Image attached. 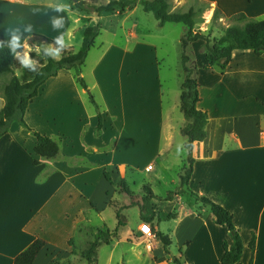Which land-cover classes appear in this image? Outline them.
I'll return each instance as SVG.
<instances>
[{
    "label": "crops",
    "instance_id": "1",
    "mask_svg": "<svg viewBox=\"0 0 264 264\" xmlns=\"http://www.w3.org/2000/svg\"><path fill=\"white\" fill-rule=\"evenodd\" d=\"M54 1H47L45 7L34 0H0V47L27 50V42L34 34H42L61 44V39L43 29L39 21L45 18L49 8L64 18L70 12L75 13L69 4L57 5ZM206 2L209 21L217 9L223 14L222 23L239 14L264 21V0ZM40 7L44 11L41 12ZM141 8H127L114 14L129 18L137 15ZM80 17L75 19V24L82 22ZM77 30V26L70 29L71 38H75ZM65 43L63 41V45ZM198 44L202 52L206 46L202 40L191 49ZM249 56L264 64V55L236 50L225 71H238ZM25 57L31 61L29 54H24ZM257 72L264 74V69L258 68ZM11 78L10 75L0 76V94ZM200 88L201 85L199 91ZM200 97L198 107L209 114V123L206 139L197 142L193 149L195 163L189 188L233 215L244 245L238 264L251 261L264 264V113L248 115L236 110L231 114L217 109L214 115L203 108L201 91ZM254 98L264 104L258 94H254ZM0 102L1 111L5 105L1 96ZM105 108L103 130L98 133L99 117L89 104L87 93L71 71L61 70L41 87L25 115L30 128L60 143V155L53 160L38 156L36 136L18 122L12 123L8 133L0 139V264H14L16 257L37 239H43L46 246L34 264H77L85 260L81 250L86 240L94 238L92 232L117 228L118 237L110 245L99 248L97 264H174L173 259L180 251L184 264H221L224 245L231 247L233 239L226 227L216 223L209 207L195 204L191 208L178 197L171 201L154 198L155 211L163 215L178 214L176 219L157 224L155 238L149 240L140 236V226H130L129 222L118 227L117 214L110 206V196L116 189L105 178V172L116 183L127 178L131 169L147 171L152 166L155 171L156 167L149 164L141 170L132 168L131 161L121 160L119 147L130 106L108 103ZM160 125L157 159L173 147L174 139L173 127L166 126L164 149L161 140L165 122ZM34 161L39 164L35 165ZM110 210L114 217L112 229L105 218ZM94 219L100 223H94ZM158 233L171 238L170 254L164 250ZM253 238L255 251L251 248ZM104 247L106 255L102 258ZM74 250L78 254L74 255Z\"/></svg>",
    "mask_w": 264,
    "mask_h": 264
},
{
    "label": "rangeland",
    "instance_id": "2",
    "mask_svg": "<svg viewBox=\"0 0 264 264\" xmlns=\"http://www.w3.org/2000/svg\"><path fill=\"white\" fill-rule=\"evenodd\" d=\"M47 1L54 0H34V3L41 4V6L45 4L46 7ZM79 1H84L87 5L94 4L93 0H77V2L56 0L54 2L57 5L69 4L75 15L70 12L71 14L69 13L64 18L49 8L45 14V20L40 19L39 25L66 42L65 45L75 52L81 48L85 29L100 25V35L96 46L91 50L85 62L83 77L97 102L103 107V111L108 103L118 107L130 106L123 123L124 138L119 147L121 160H129L133 164L132 168H141V170L149 164L156 167L155 171L148 170L149 168L147 171L131 169L127 173L125 179L131 196L119 190V180L116 183L113 181L112 185L116 190L110 196L111 208L116 214L121 215L120 220L124 224L129 222L130 226H140L141 231L142 225L148 223L143 220V217L150 215L155 209L153 199L148 204L144 200L147 196L145 186L151 187L156 198L162 199L170 191H178L177 197L186 202L189 207L192 208L195 204L202 205L184 189L181 190L180 187L176 189L180 185V174L187 159L186 138L179 129L185 124V118L180 109V97L185 79L181 40L188 28L184 24H167L161 27L153 14L146 13L142 8L137 15L129 18L114 13L97 17V13L79 10L76 7ZM167 1L171 12L183 14L193 9L196 14V30L210 35L212 40L222 36L223 28L232 24L231 18L225 23H222L223 19H220L219 24L213 26L212 20L209 21L207 17L208 3L206 0ZM40 11H44V8L40 7ZM80 16H82V22L75 24V19ZM57 21L61 22L60 26H56ZM74 26L82 31L77 30L75 38H71L69 31ZM200 49V44L194 45L192 49L190 48L189 54L192 59L196 58L199 66L203 108L208 109L214 115L217 109L231 114L236 110H241L242 113L248 115L264 113V104L254 98V94H258L260 101H264V74L257 72L258 68L264 69L263 62L249 56L238 71L233 70L228 73L225 71L222 77L223 72L220 69H213L208 65L205 57L206 47L202 51L204 54L200 52ZM47 50L55 58L61 57L53 47H48ZM29 51L30 49L27 48L25 52L27 56ZM38 52L40 53V50ZM0 96L4 98L3 93ZM162 122H165V128L161 145L166 149V126H171L174 135L173 147L164 151L163 156L157 159L156 152L162 132L160 125ZM111 211L105 214L110 229L114 224ZM97 221L98 219H94V223L99 224L100 222ZM103 231L115 232V230ZM153 232L156 236L157 232L154 228ZM96 234L92 232L94 238L90 237L86 240V246L81 253L90 248ZM106 249L104 247L101 252L102 258L106 255ZM174 250L176 251L175 248ZM86 263L83 260L77 264Z\"/></svg>",
    "mask_w": 264,
    "mask_h": 264
},
{
    "label": "trees",
    "instance_id": "3",
    "mask_svg": "<svg viewBox=\"0 0 264 264\" xmlns=\"http://www.w3.org/2000/svg\"><path fill=\"white\" fill-rule=\"evenodd\" d=\"M94 4L87 5L84 1H79L76 7L82 12H94L99 16L112 14L117 11H124L127 8L140 6L146 13H151L161 27L167 24H184L188 31L182 37L181 45L183 49L182 67L184 72V82L182 85L180 109L185 118L182 127V134L186 138L185 150L187 159L180 174V189H184L192 198L201 203L204 207H209L215 216L216 223L226 227L233 239L231 247L224 245V254L221 264H238L241 261L244 245L234 223L233 215L223 206L213 202L211 199L200 196L189 188V183L193 174L195 160L192 156L194 146L197 142H202L207 137L206 128L209 123V114L199 109L201 102L199 91V66L196 58L190 56L191 46L198 42L206 43V60L208 65L224 72L233 61V53L236 50L254 51L257 55H264V21L248 18L245 14H239L231 18L232 24L223 28V35L219 38L211 39L205 32L197 31L195 19L196 14L193 9L187 13L171 12L170 4L167 0H93ZM223 17L222 12L217 9L212 18L213 26L219 24ZM101 27L90 26L84 31L83 43L78 52L71 47L59 44L56 41L42 35L34 34L27 42L30 49L29 55L31 63L24 65V54L26 48L14 50L10 47H0V76L12 75L11 80L3 88L5 105L0 112V139L5 136L11 124L18 122L21 126L29 130L36 136L38 142L36 153L44 160L56 159L61 152L60 143L47 136L36 132L25 121V115L30 103L39 95L41 87L52 77H56L61 70H69L73 73L78 85L87 93L90 105L99 117L97 132L100 133L104 126L103 107L97 102L92 90L89 88L86 79L83 77V68L91 50L96 46L100 35ZM53 47L61 57L55 58L47 48ZM40 50V53L38 52ZM20 72V75H18ZM35 165L39 161H34ZM105 178L110 183L113 182L109 173L105 172ZM118 187L121 192L131 196V191L127 186L126 179H120ZM147 196L145 202L156 198L151 187H144ZM179 195L178 191H170L161 200L171 201ZM118 216V227L123 222ZM177 213L163 215L152 210L150 215L143 217L145 222L152 224L156 230L157 224L163 220L176 219ZM119 228L115 232L99 230L95 240L91 243L87 251L81 253L82 257L89 264H97L98 250L102 245H110L112 239L118 236ZM158 237L163 244L166 253H171L172 240L169 236L158 233ZM70 245L74 243L71 240ZM46 242L43 239L35 240L25 251L19 254L14 264H34L40 252L45 248ZM251 248L255 251V238L251 242ZM76 255V250L73 251ZM182 251L179 256L173 259L174 264H184L182 262ZM53 264H59L54 262ZM252 264V261L250 262Z\"/></svg>",
    "mask_w": 264,
    "mask_h": 264
},
{
    "label": "built area",
    "instance_id": "4",
    "mask_svg": "<svg viewBox=\"0 0 264 264\" xmlns=\"http://www.w3.org/2000/svg\"><path fill=\"white\" fill-rule=\"evenodd\" d=\"M152 169H153V167L150 166L149 170H152ZM141 234L143 236H146V237H151V238L155 237V234L153 232V227H152V225L150 223H145V224L142 225Z\"/></svg>",
    "mask_w": 264,
    "mask_h": 264
},
{
    "label": "clouds",
    "instance_id": "5",
    "mask_svg": "<svg viewBox=\"0 0 264 264\" xmlns=\"http://www.w3.org/2000/svg\"><path fill=\"white\" fill-rule=\"evenodd\" d=\"M60 23H61L60 21H57V22H56V26H60ZM60 43L63 44V41L61 40ZM23 63H24L25 65H28V64L31 63V61H29V60L27 59V57H25Z\"/></svg>",
    "mask_w": 264,
    "mask_h": 264
},
{
    "label": "water",
    "instance_id": "6",
    "mask_svg": "<svg viewBox=\"0 0 264 264\" xmlns=\"http://www.w3.org/2000/svg\"><path fill=\"white\" fill-rule=\"evenodd\" d=\"M72 1L77 2V0H72Z\"/></svg>",
    "mask_w": 264,
    "mask_h": 264
}]
</instances>
